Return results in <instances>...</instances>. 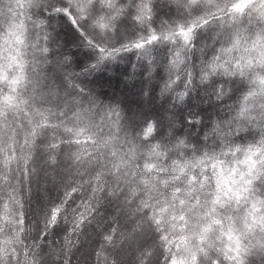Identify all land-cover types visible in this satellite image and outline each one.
<instances>
[{
  "label": "snow or ice",
  "instance_id": "1",
  "mask_svg": "<svg viewBox=\"0 0 264 264\" xmlns=\"http://www.w3.org/2000/svg\"><path fill=\"white\" fill-rule=\"evenodd\" d=\"M0 264H264V0H0Z\"/></svg>",
  "mask_w": 264,
  "mask_h": 264
},
{
  "label": "clouds",
  "instance_id": "2",
  "mask_svg": "<svg viewBox=\"0 0 264 264\" xmlns=\"http://www.w3.org/2000/svg\"><path fill=\"white\" fill-rule=\"evenodd\" d=\"M98 80L104 84L105 88H108L110 84L112 87L118 86L123 90L126 84H130V82L125 79V72L122 66L112 68L110 71L99 74ZM155 103L159 104V101Z\"/></svg>",
  "mask_w": 264,
  "mask_h": 264
}]
</instances>
